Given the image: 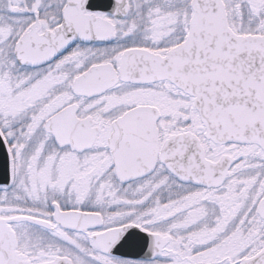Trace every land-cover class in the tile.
<instances>
[{
    "label": "snow or ice",
    "instance_id": "1",
    "mask_svg": "<svg viewBox=\"0 0 264 264\" xmlns=\"http://www.w3.org/2000/svg\"><path fill=\"white\" fill-rule=\"evenodd\" d=\"M0 264H264V0H0Z\"/></svg>",
    "mask_w": 264,
    "mask_h": 264
}]
</instances>
